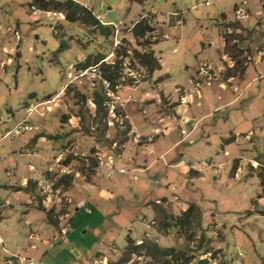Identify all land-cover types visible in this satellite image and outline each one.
Here are the masks:
<instances>
[{"label":"rangeland","instance_id":"374dc122","mask_svg":"<svg viewBox=\"0 0 264 264\" xmlns=\"http://www.w3.org/2000/svg\"><path fill=\"white\" fill-rule=\"evenodd\" d=\"M73 1L110 34L32 0H0V264L11 253L36 256L21 249L48 211L57 235L68 232L42 248V264H264V0ZM141 17L163 66L151 74L134 56L144 52L130 32ZM86 58L99 63L82 70ZM233 65L243 74L227 75ZM113 72L112 85L103 76ZM94 97L104 98L99 112ZM11 110L37 129L8 133ZM162 137L179 140L169 167L152 145L165 146ZM109 157L125 179L105 177ZM149 159L156 164L137 180ZM45 175L55 205L42 202ZM193 202L198 221L159 231L163 212L180 216ZM127 237L144 247L131 253Z\"/></svg>","mask_w":264,"mask_h":264},{"label":"trees","instance_id":"16d2710c","mask_svg":"<svg viewBox=\"0 0 264 264\" xmlns=\"http://www.w3.org/2000/svg\"><path fill=\"white\" fill-rule=\"evenodd\" d=\"M31 7H36L38 10H42L45 12H60V11H65V17L64 19L70 23H74V22H81L82 24L91 26L93 28H99L104 32V29L107 30V32H102L103 35H109L110 34V27L108 26H104L103 24H101V22L98 20V18L93 14V12L87 8H85L84 6L74 2L73 0H67L65 2H61V1H57V0H32V2L30 3ZM154 28L151 26L149 20L146 17H141L131 28L130 32L132 37L136 40L137 42V46L141 47L144 52H134V56L135 59L137 61V63L142 66L143 68H145L148 73H153L155 70H158L160 68V65L158 63V60L156 59L154 52L152 49L149 48V41L147 40V38L149 36H151V34L153 33ZM228 37V36H227ZM226 36H224L225 39V46L226 48H229V39H227ZM235 59L234 57L232 58ZM236 60V59H235ZM99 63V61H94L91 62L90 58H86V61L83 62L80 67L82 70H86L88 68H90L91 66L97 65ZM236 63H240L238 62V60H236ZM235 67V65H233ZM235 72L238 71L240 73L243 74V72L245 71L244 68L242 69H238L237 66L231 70V68H229L227 70V75L230 74V72ZM232 76V75H231ZM106 80H108L110 82V84L113 85L114 80L116 79V77H118V74L116 73H111L109 75H105L103 76ZM230 77V76H229ZM93 103L96 106V111L99 112V110H101L102 105H103V101L104 98H99V97H94L93 99ZM66 116H63V118H65ZM95 166V165H94ZM67 176H62V178L60 179V182L69 185V183L67 182L66 178ZM70 180V179H68ZM30 185L31 180H29L28 182ZM28 184V185H29ZM26 192H29L30 189L28 187L25 188ZM158 206H155L154 209L155 210H159V208H157ZM161 212H163V210H161ZM200 212L199 208L197 207V205L195 204H190L189 207L182 212V214L180 216H176V217H168L164 212L162 213V219L160 220V223L158 225L159 227V231L161 233H166L170 227L174 226V227H183L185 226V224H190L193 220L197 219L196 221H198V213ZM260 214H264V211H256ZM51 213V211H48L46 213V219L48 221V215ZM48 223L50 225H53L52 221L49 220ZM143 242H141L139 245H136L135 242L127 237L126 239V247H129L128 250H131V253H136V250H138V248L144 247L143 246ZM166 253V252H164Z\"/></svg>","mask_w":264,"mask_h":264},{"label":"crops","instance_id":"0c3cea01","mask_svg":"<svg viewBox=\"0 0 264 264\" xmlns=\"http://www.w3.org/2000/svg\"><path fill=\"white\" fill-rule=\"evenodd\" d=\"M100 17H102L101 15H100ZM161 68H163V66H162V63H161V65H160V70H161ZM158 71V70H157ZM142 84V83H141ZM141 84H139L138 85V87H134L133 89H132V91H138L139 90V88H141ZM128 91V93H130L131 92V88H128L127 89ZM149 95H151V94H149ZM162 95H164V92L162 93ZM141 96H145V95H141ZM151 97V96H150ZM159 96L158 95H156L155 97H154V99H151L150 101H148L150 104H151V106H149V110L150 111H152L153 109L152 108H154L157 104H158V101H159V98H158ZM163 97H165V96H163ZM234 100H235V98H233V99H230L227 103H226V106L227 105H229V104H231V103H233L234 102ZM154 106V107H153ZM132 106L130 105L129 106V109L131 110V111H133V109L131 108ZM179 108H181V107H179ZM135 109V108H134ZM184 109H181L180 111H183ZM135 111V110H134ZM26 113V112H25ZM152 113L154 114V111H152ZM177 113V115H178V111L176 112ZM10 117H9V119H7L8 121L5 123V124H8V125H17L20 121H22V120H24V118L26 117H24V118H21V117H19L20 115L18 114V113H15V112H12V110L10 111ZM130 115L129 116H127V118L129 119V123L130 124H132V125H134V124H138V126L139 125H143V124H141V120L139 121L138 120V118L137 117H135L133 114H134V112H133V114L132 113H129ZM151 116H152V118H153V120H157V119H160L161 118V114H159L158 112L156 113V114H154V115H152L151 114ZM154 117H155V119H154ZM21 118V119H20ZM27 118V117H26ZM47 118V116L44 118V119H46ZM19 119H20V121H19ZM48 120V119H47ZM47 120L45 121V123L47 122ZM171 120V119H170ZM173 121V120H172ZM180 121L183 123V126H186V125H188V123H189V116L188 115H186V114H182L181 115V117H180ZM174 122V121H173ZM1 123V122H0ZM150 123V122H149ZM15 125V126H16ZM14 126V127H15ZM13 127V128H14ZM12 128V129H13ZM144 128H147L149 131L150 130H152V128H154V125L153 124H150L149 126H147V125H145L144 126ZM11 129V130H12ZM10 130V131H11ZM149 131H148V133H149ZM169 133V132H168ZM168 133H167V135H168ZM171 133H173V132H170V134ZM171 136V135H170ZM172 136H173V134H172ZM174 137V136H173ZM173 137H172V139H171V137L170 138H168V137H166V138H163V139H165V141L167 142V144L165 145V146H162L161 145V143L159 142V139H157V142H155L154 144H152L153 146H154V151H155V153L158 155V158L160 157V160L163 162L164 160H165V158H166V160H165V163L168 165V163H167V154H169V152L170 151H168L170 148H173V146L179 141L178 139H175V140H173ZM161 139V138H160ZM172 140V142H170ZM167 152V153H166ZM170 159H173V156H170ZM1 161V160H0ZM150 164L149 165H145V164H143V165H141L140 163L138 164V167L139 168H135L134 170H135V173H136V177H138L137 178V180H140L141 179V181H144V175H140V174H142V172L144 171V172H148V171H150V169L152 168V167H154V165L156 164V162H157V160L156 161H151L150 159H149V161H148ZM144 163H145V161H144ZM146 163H147V160H146ZM118 165H122V164H119V163H117ZM148 164V163H147ZM170 166V164L168 165V167ZM175 166H178V164L177 165H175ZM140 175V176H139ZM112 176H115L114 178H115V180H121V179H125V178H122L123 176L121 175V174H117V173H114ZM128 176V175H127ZM125 177V176H124ZM135 177V178H136ZM128 179H130V180H132V179H134L133 177H129L128 176ZM24 183H25V179H22V182H21V187H23L24 186ZM180 198L183 200L184 199V201H186V199H185V197H183L182 195H180ZM8 199V198H7ZM7 199H5V201H3V202H0V203H6V205L8 204V201H7ZM187 201H189V200H187ZM30 201L28 200L26 203H29ZM192 204H195V205H197V203H195V202H193ZM5 205V206H6ZM84 205H85V203H84ZM75 210L76 211H78V209L77 208H75ZM28 211H29V209L28 210H26V213H28ZM89 212V211H88ZM0 216L2 217V212H1V214H0ZM44 223L43 222H41L40 224H38L39 226L36 228V227H33V229L31 230H29V232H28V242L26 243L27 244V246H24V247H22L23 249H21L22 251H24V252H27V248H29L30 250H34V251H36V256H34V257H32L31 255H29V253L27 252L26 253V255L24 256V255H20L19 254V252L18 253H16V254H13V253H11L10 254V256H11V258L9 259H7V263L8 264H15L14 263V261L15 260H18V264H19V259L21 258V259H23V258H25L26 259V261H24L23 262V264H28L29 262H31L32 264H42L41 263V261H39V260H41L40 259V256H41V253L44 251V250H42V248L44 249V247H47L48 246V244L52 241V243L54 242V241H56L60 236L64 239V236L67 234H65V235H57V232L54 230V228H53V225H50L49 223H48V221L46 220V217L44 218ZM67 232H68V230H67ZM32 233V235H30ZM0 240L2 241V238L0 237ZM32 241V242H31ZM0 245H2V246H4V243L2 242V244H0ZM45 252H47V251H45ZM21 253V252H20ZM15 255H17V256H15ZM86 255V254H85ZM81 255H80V253H77V257H80Z\"/></svg>","mask_w":264,"mask_h":264},{"label":"built area","instance_id":"2783aa9c","mask_svg":"<svg viewBox=\"0 0 264 264\" xmlns=\"http://www.w3.org/2000/svg\"><path fill=\"white\" fill-rule=\"evenodd\" d=\"M106 85H107V87L110 86L109 83H107ZM30 111H31V109H28V113ZM35 129H37V128L32 126L31 124H29L27 122V120L24 119V120L20 121L13 128V130L9 131L8 133H10L13 136H19L23 133L35 131ZM99 167L104 170L106 178H110L112 176V174H114L115 172H117L119 174L125 173L124 169H119L115 166L111 157H109L107 160L105 159L104 161L100 160V166ZM49 171H51V170H49ZM40 190H41V194L43 196L42 202H46V204H49V205H55L60 201L58 196L55 194L54 182L51 179H49V177L46 175L43 177L42 184L40 186ZM5 205H6V203H0V214L2 212L1 208L4 207ZM61 233H62V235H65L67 233V227L66 226L61 228ZM0 244H2L1 240H0ZM24 261H26L25 258H23V259L20 258L19 264H23ZM28 264H32V263L29 262Z\"/></svg>","mask_w":264,"mask_h":264}]
</instances>
